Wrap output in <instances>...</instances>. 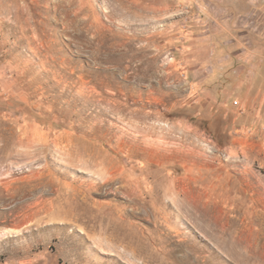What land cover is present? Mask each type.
<instances>
[{"label": "rangeland", "instance_id": "374dc122", "mask_svg": "<svg viewBox=\"0 0 264 264\" xmlns=\"http://www.w3.org/2000/svg\"><path fill=\"white\" fill-rule=\"evenodd\" d=\"M0 264H264V0H0Z\"/></svg>", "mask_w": 264, "mask_h": 264}]
</instances>
